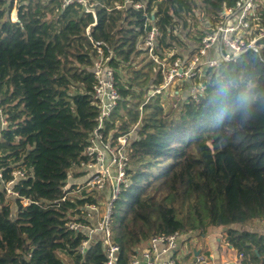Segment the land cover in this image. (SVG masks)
<instances>
[{"label": "trees", "instance_id": "obj_1", "mask_svg": "<svg viewBox=\"0 0 264 264\" xmlns=\"http://www.w3.org/2000/svg\"><path fill=\"white\" fill-rule=\"evenodd\" d=\"M89 1L95 20L77 5L61 9L58 0H18L11 21L12 2L0 0V106L8 121L0 129V163L6 177L25 171L13 186L17 196L0 191V264H106L102 236L79 252L91 224L85 204L99 192L61 199L95 126L91 40L110 47L117 68L120 100L108 129L132 132L127 184L109 222L117 264L155 234L223 227L244 262L258 261L264 237L238 226L264 215V36L257 50L218 57L196 100L187 84L171 98L164 91L148 98L161 79L136 46L145 34L142 10L115 6L123 0ZM140 1L159 26L157 47L174 50L173 58L190 54L208 23L236 2ZM217 56L215 48L206 55Z\"/></svg>", "mask_w": 264, "mask_h": 264}, {"label": "built area", "instance_id": "obj_2", "mask_svg": "<svg viewBox=\"0 0 264 264\" xmlns=\"http://www.w3.org/2000/svg\"><path fill=\"white\" fill-rule=\"evenodd\" d=\"M7 4L12 2V9L17 0H3ZM161 1V0H156ZM61 9L70 5H77L83 8L85 13L91 14L95 20L93 3L89 0H58ZM120 6H128L132 9L142 10L144 15L143 28L145 34L136 41V46L145 54L153 66V71L159 74L160 84L152 87L148 93V98L164 91L171 94L176 87H189L190 96L196 100L199 93L205 88L204 76L207 69L215 70L220 66L218 57L229 60L234 54L245 49L257 50L256 39L264 36V17L262 8L264 3L261 0H236L235 5L224 8L219 17L213 21V25L208 23L209 31L201 36L198 45L194 50L185 56H175L174 50L157 47V38L161 35L159 26L151 18L152 11L147 10V5L140 0H123ZM11 21L17 20L15 12ZM94 24V23H92ZM88 34V28L86 29ZM95 49L93 60V87L92 104L97 108V115L94 119V128L89 132L83 155L79 160L76 171L81 178L78 181H67L69 191L61 197L84 198L88 192H99L108 188V196L102 202L86 203L85 212L88 214L99 213L100 205L103 209L96 221V225H85L86 236L81 240L79 252L83 253L89 245L92 237L98 236L104 244L106 264H117V256L120 247L112 241L110 220L114 212V201L118 197L123 184H127L126 172L130 164L129 150L131 147L132 132L114 135V129H108L111 122V114L117 107L120 100L117 82V68L112 65L114 54L106 43L92 41ZM216 49L218 56L207 58L206 55L212 49ZM166 95V96H167ZM8 121L0 106V129L7 127ZM5 166L0 163V191L4 190L6 196H17L13 189L25 171L21 168H14L5 176ZM79 176V177H80ZM73 186V187H71ZM23 203H26L23 200ZM70 229L78 231L79 223L70 219L67 222ZM256 226L264 229V215L255 221ZM218 229H209L205 232L207 237H213ZM195 231H175L169 234L160 233L151 236L135 250L133 257L125 264H177L176 252L180 243L188 241L189 237L196 234ZM225 240V239H224ZM226 241V240H225ZM232 251L229 246V252ZM221 257V249L217 246L213 251L205 254H197L193 258L192 264H236L243 260L242 252H234ZM219 259H216V256ZM261 264H264V251L260 255Z\"/></svg>", "mask_w": 264, "mask_h": 264}, {"label": "crops", "instance_id": "obj_3", "mask_svg": "<svg viewBox=\"0 0 264 264\" xmlns=\"http://www.w3.org/2000/svg\"><path fill=\"white\" fill-rule=\"evenodd\" d=\"M72 179H75V178L72 177ZM107 196H108V188H105L102 191H99L96 202H98L100 200L103 202L107 198ZM100 207H101V211H102V209H103L102 205H100ZM101 211L99 212V214L96 218H93L94 217L93 213L88 214L86 212L87 215L85 217L91 223L88 225H96V221L99 218ZM249 230L253 231L254 233H256L259 236L264 237V229H262L259 226L257 227L256 224H254L253 228H251ZM193 238L195 240L194 242L192 241ZM193 238L191 236V237H189L187 242L184 243L182 241L180 243L179 250L175 253L177 264H192L194 261L193 260L194 256H196L197 254H199V255L205 254L206 255L208 252L213 251V249L216 246H218V245H216L217 241H214V242L210 241L209 242L207 240L208 237L206 236L205 233H200V232L196 233L193 235ZM226 243H227V241H226ZM228 246H230V245L228 244ZM230 248L232 251H230L229 254H232V253L234 254V252H238L232 246H230ZM259 258H260V256H259ZM260 260H261V258H260ZM254 262H256V261H254ZM254 262H244V259H243L241 262L236 263V264H251ZM141 264H147V263L145 261H142Z\"/></svg>", "mask_w": 264, "mask_h": 264}, {"label": "rangeland", "instance_id": "obj_4", "mask_svg": "<svg viewBox=\"0 0 264 264\" xmlns=\"http://www.w3.org/2000/svg\"><path fill=\"white\" fill-rule=\"evenodd\" d=\"M263 3H264V0H261ZM18 0H17V2H16V4L14 5V8L11 10V13H10V19L12 18V17H14V15H15V12H17V5H18ZM262 13V12H261ZM262 16V15H261ZM200 24L199 25H197V27H194L193 29H191V33H194V32H197V30L200 28ZM186 32H187V30H186ZM146 58H147V56H146ZM148 59V58H147ZM137 67H138V64H137ZM182 88H183V86H180V87H178V89H179V91H181L182 90ZM133 89H135V90H138L137 88H133ZM175 90V91H174ZM174 92H176L177 93V90L176 89H173L172 90V93H171V95H169L170 96V98L172 97V96H175L176 95V93H174ZM182 95L184 94V92L183 93H181ZM178 97H176L177 99L179 98V99H181L180 97H181V95H179V92H178V95H177ZM170 101V100H169ZM170 102H172V103H174L175 104V101L174 100H172V101H170ZM74 171L75 172H77L76 170H71L70 171V177L68 178L70 181H72V182H74V181H78L79 180V178H81V176H80V174H79V176H77V177H74L73 176V173H74ZM78 173V172H77ZM72 177L73 178H75V179H72ZM68 181V180H67ZM101 211V207H100V209H99V212ZM98 214L99 213H93V215H94V217L93 218H96L97 216H98ZM240 229H242V228H245V229H251V228H253V225L251 224H249V225H246V226H238ZM225 236H226V232H221L220 231V229L219 230H217V231H215L214 232V238L213 237H208L207 238V240L210 242H214V241H217V243H216V245H218L217 246V248H220L222 251H221V255H219V256H221V257H223V256H225V254H226V252H229V246H228V244L226 243V241L224 240V238H225ZM192 238H193V235H192ZM195 238V237H194ZM194 238L192 239V241L194 242L195 240H194ZM212 248V247H211ZM219 256L217 255L216 256V259H219ZM64 258H65V256H64ZM251 264H261V260H260V258H259V260L258 261H256V262H254V263H251Z\"/></svg>", "mask_w": 264, "mask_h": 264}, {"label": "water", "instance_id": "obj_5", "mask_svg": "<svg viewBox=\"0 0 264 264\" xmlns=\"http://www.w3.org/2000/svg\"><path fill=\"white\" fill-rule=\"evenodd\" d=\"M227 227H223L220 229L221 232H225Z\"/></svg>", "mask_w": 264, "mask_h": 264}]
</instances>
